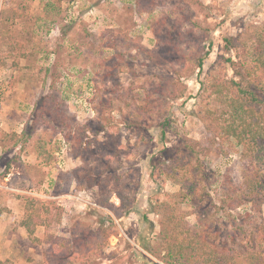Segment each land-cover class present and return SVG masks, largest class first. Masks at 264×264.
I'll return each instance as SVG.
<instances>
[{"label": "rangeland", "instance_id": "rangeland-1", "mask_svg": "<svg viewBox=\"0 0 264 264\" xmlns=\"http://www.w3.org/2000/svg\"><path fill=\"white\" fill-rule=\"evenodd\" d=\"M259 35L264 0H0V259L173 264L174 236L222 252L228 228L264 230V152L214 136L201 91L234 76L228 39ZM182 153L192 182L165 174Z\"/></svg>", "mask_w": 264, "mask_h": 264}, {"label": "trees", "instance_id": "trees-1", "mask_svg": "<svg viewBox=\"0 0 264 264\" xmlns=\"http://www.w3.org/2000/svg\"><path fill=\"white\" fill-rule=\"evenodd\" d=\"M247 41L246 38L241 37H232L227 40V49L236 52L235 59L230 58L228 60L234 75L231 80L223 83L216 80L217 82H209L208 85L205 82L201 83V91L205 94H216L220 105L223 106L219 117L212 119L213 121L207 125L211 126L214 136L222 140H233L241 146L244 149V156L255 154V152H264V36L259 35L251 47ZM203 66V62L200 61L199 68L203 69ZM13 136L15 144H18L25 134H13ZM190 158V153H182L181 157L175 159L165 172L167 178L173 181L189 179L188 182H192L190 177L184 179L188 177L191 171H193L192 174L197 171V168H193ZM231 186H233L232 183L229 184V187H225L228 188L226 197L229 198L231 193L240 196L237 193V187L230 188ZM192 187L198 189L199 184L193 183ZM233 202L235 204L232 205L227 200L225 204H222L221 210L227 214L239 205L255 203L256 201L242 196L237 202ZM251 222L252 220H248V224H245L253 226L254 223ZM161 224L162 227L165 226L163 222ZM39 226H46L40 217L29 215L23 222V227L32 240L43 244L44 241L35 237ZM229 226H231L230 222ZM241 228L243 227L241 226ZM228 230L226 242L227 244L230 242L234 247L229 244L227 251L219 252L217 248L215 250L213 247L210 249L209 243L206 241L209 240L207 239L208 233L206 240L202 241L197 238L179 239L174 236L175 243L168 249L169 257L175 256L176 261L173 264H183L184 260L185 263H190L192 260H200L203 256L200 254V250H205L204 252H209L205 255L207 264H240V256L244 259L249 257L258 259V250L264 244V230H261L260 226H256L255 231L252 227L253 232L240 229V225H237L233 231L230 228ZM179 236L181 237V235ZM203 242L208 244V247L201 246ZM235 248H239L238 251H235ZM0 264H6V262L0 260Z\"/></svg>", "mask_w": 264, "mask_h": 264}, {"label": "crops", "instance_id": "crops-1", "mask_svg": "<svg viewBox=\"0 0 264 264\" xmlns=\"http://www.w3.org/2000/svg\"><path fill=\"white\" fill-rule=\"evenodd\" d=\"M7 174H9V172H6L5 173V176L7 175ZM7 178V177H6ZM4 186H2V188H3ZM2 221V220H1ZM1 221H0V223H1ZM1 260V259H0ZM4 262V261H3Z\"/></svg>", "mask_w": 264, "mask_h": 264}]
</instances>
